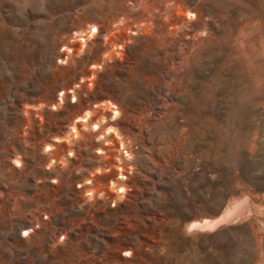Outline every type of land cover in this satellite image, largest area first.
Returning a JSON list of instances; mask_svg holds the SVG:
<instances>
[{"label":"rangeland","instance_id":"obj_1","mask_svg":"<svg viewBox=\"0 0 264 264\" xmlns=\"http://www.w3.org/2000/svg\"><path fill=\"white\" fill-rule=\"evenodd\" d=\"M0 264H264V0H0Z\"/></svg>","mask_w":264,"mask_h":264},{"label":"bare ground","instance_id":"obj_2","mask_svg":"<svg viewBox=\"0 0 264 264\" xmlns=\"http://www.w3.org/2000/svg\"><path fill=\"white\" fill-rule=\"evenodd\" d=\"M183 14V17H185L186 16V14L185 13H182ZM82 24V22H79L78 24H76V27L78 28L80 25ZM94 27L93 28H95L96 29V31H97V29H98V25L96 24V23H94V24H92ZM91 25V26H92ZM79 41H80V39H79ZM185 44V43H184ZM194 48V47H193ZM191 52V51H190ZM189 52V55H187V54H185V55H183L184 56V63L185 62H187V58H189V56L191 55V53ZM191 56H193V55H191ZM190 56V57H191ZM182 64H183V62H182ZM186 64V63H185ZM184 64V66H186ZM183 66V67H184ZM181 72V71H180ZM182 73V72H181ZM181 75V74H180ZM70 92H72V91H70ZM73 95H74V93H73ZM75 96V95H74ZM85 114H88V112H86ZM78 118V117H77ZM79 119H82V117H80V118H78L77 120H79ZM76 120V121H77ZM73 127H75V126H73ZM252 210V208H251V206H250V204L249 203H247V202H243L242 204H240L238 207H235V208H233V210H232V212H230V213H226L224 216H222V218H219V219H217V220H202V222L201 223H193L191 226H194V227H196V226H201V227H212V226H214L217 222H219V221H226V220H228V218L229 217H231V216H240V219L241 218H243V217H245L250 211ZM218 224V223H217ZM223 224V223H222Z\"/></svg>","mask_w":264,"mask_h":264},{"label":"snow or ice","instance_id":"obj_3","mask_svg":"<svg viewBox=\"0 0 264 264\" xmlns=\"http://www.w3.org/2000/svg\"><path fill=\"white\" fill-rule=\"evenodd\" d=\"M92 31H93V32H95V31H96V29H95V28H93V29H92ZM61 239H63V237H61ZM124 255H128V253H124Z\"/></svg>","mask_w":264,"mask_h":264}]
</instances>
